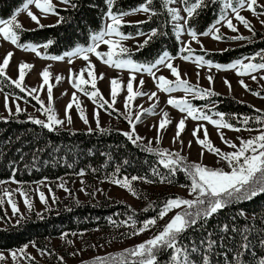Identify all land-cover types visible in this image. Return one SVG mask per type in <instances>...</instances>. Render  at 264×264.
<instances>
[{
    "label": "snow or ice",
    "instance_id": "obj_1",
    "mask_svg": "<svg viewBox=\"0 0 264 264\" xmlns=\"http://www.w3.org/2000/svg\"><path fill=\"white\" fill-rule=\"evenodd\" d=\"M59 3L68 5L71 8H76L77 4L74 0H59ZM106 10L102 14V20L105 21L99 30H92L88 36V43L81 45L79 43L74 44L69 50L65 51L63 55L47 56L42 55L38 48L43 47L47 49L50 45L54 43L52 40H48L42 45L35 43H22L20 41V34L24 31L22 24L18 22L17 17L21 13H26L30 20L37 24L38 28L32 31L42 29L45 27L40 23V18H47L48 15H58V11L53 4L52 0H23L20 7L15 9L10 18L4 19L0 18V38L6 42H10L12 45L20 48L24 51H30L35 53L37 57L42 59H51L55 61H63L67 58V62L71 64L73 62L72 58L78 57L82 58L87 62V66L79 71V73L74 72L69 69V82L72 86L81 92L89 99L93 101L94 104L98 103V106L103 108L107 105L108 108H112L113 104L116 102V98L119 95L121 89V81L118 78L110 79V96L111 103L104 100L102 94L96 86V73L95 65L92 64L89 59V55H94L103 64L113 67L117 70H126L129 73V78L126 84L127 96L125 97V109H127V114L125 119L128 120L130 125V130L122 133L123 136L127 138L132 145L141 147L140 142L144 139L139 134L136 133V123L141 120V116L144 113L154 114L156 105L153 104L152 107L144 109L143 112H137L133 120L131 114V101H133L138 96L148 95L147 93L141 91L145 85L143 79L139 80V86L134 90V81H136V74L147 73L153 78L155 87L162 93L171 94L177 91H182L185 94H191L193 99L206 100L210 97L219 95L211 87L203 88L199 85V72H197V84H191L189 80L181 77L180 70L177 66L172 63L174 57L170 55L167 50L162 51L158 54L154 61L147 63H138L131 58V52L128 48L124 47L122 41L133 39L135 36L147 35V39L143 43L137 45V51L143 50L150 41L164 33L159 32L157 29L153 28L148 33H144L139 29L135 34L127 33L122 31L125 25L124 17L134 15L136 13L147 14L148 19L143 21L128 22L130 26H138L140 24L148 23L153 17L157 16L159 13L153 7L155 0H142V2L135 7L128 10H120L117 8L119 0H103ZM220 3L222 7L218 18L203 32H198L192 24L193 21L201 14V11L208 8L210 5ZM178 4L180 7H171L170 5ZM30 6H34L40 13L41 17H38L32 11H30ZM95 7L96 5H92ZM160 7L166 9L168 16H170L172 21L176 23L173 26L174 32L177 35V40L179 41L180 35L184 32L187 33L191 40L196 41L198 44L200 41L197 39L198 35L201 36H211L213 40H246L248 37L237 34L231 37H224L220 33V29L216 25L224 23L229 30L234 33H238V28L233 23V18L243 25L245 29L255 35V30L251 22L241 14V9L248 10L254 17L259 18V16L264 15V5L259 3V0H160ZM67 10V9H65ZM228 10L233 14L232 18H229ZM183 11L184 15H181ZM64 22V18L60 17L57 23ZM264 25V20L260 21ZM54 25H49L48 27H53ZM106 45L107 51H98L100 45ZM230 49H223L222 52H227ZM201 51L206 52L207 50L201 45ZM180 53H187L182 55L181 58L185 62H192L197 68L202 66H207L209 69L215 68L217 70H236L237 76H249L253 81H258V79L264 80V75L259 78L254 75L257 72H264V49L260 50L249 57H244L242 59H236L227 64H213L211 60H206L204 55H193V49L188 42L181 41V47L179 49ZM13 57L12 52H8L2 58L0 62V78L8 79L11 84H13L21 93H26L32 96L34 100L40 105V109L46 116V121L33 118L29 116V121L34 125H38L49 132L56 130L57 126H62L64 121L57 118L55 111L52 107L53 104V86L50 83L51 73L49 67H45L39 76L42 79V83L39 88H27L24 85V79L30 70L34 68V65L21 62L18 64V77L15 80H11L7 77L6 70L10 67V61ZM259 58L260 62H254ZM244 60L248 62L245 63ZM164 66L174 77V80H170L163 75L156 76V71L159 70V66ZM87 72V79L84 77V73ZM186 75V74H185ZM209 85L214 83L213 77L211 75L206 77ZM56 81L59 82L62 77L56 76ZM99 79H104V74H99ZM240 85L245 89V91H251L249 86L243 81H238ZM223 83L231 91V83L225 78ZM91 84L92 91L87 90L84 85ZM44 86H47L48 103L47 106L40 99L39 96L34 95L38 91L42 90ZM63 95V94H62ZM253 96H260L259 92L252 91ZM157 96L156 92H151L148 95V99L151 100ZM167 104L177 109L180 113L184 115L179 122L176 124V132L173 138L175 142L181 136V133L186 130V120L191 118L194 121H204L207 124L212 125L218 130V135L220 136L222 142H224L228 147L234 149L232 152L225 153L220 149L216 148L210 141V134L208 129L203 123H198L197 127L193 130L192 136L196 138L197 144H199L203 149L218 156L221 161L226 162L228 171L221 168H212L201 163H185V158L180 156L179 153L169 152L167 149H154L152 148L151 141L148 142V146L142 148L143 151L149 153H155L159 156L157 161L158 165L162 166L164 169L168 170L169 175H175L176 171H183L186 176L190 179V191L189 195H193V199H182V198H169L164 202L163 207L158 213L159 218H164L166 214L174 209L180 208L182 205L185 206L182 212H178L171 220L155 234L152 238L136 245L132 249H125L121 253L110 254L106 257H96L91 264H159L157 259L158 255L163 256L166 252H169V264H219L218 260H214L213 257L216 255V248L224 241L225 236L221 235L218 239L213 238L214 233L208 231L206 236H204L199 244L191 243L190 246H185L182 243L183 235L193 228L203 230L207 224L209 218L214 217L218 212L225 210L227 207L239 203L241 201L250 202L253 198H256L264 194V110L257 109L256 111L260 113L255 117H240V123L244 125L243 130L251 131L252 129L247 126L254 119L257 123L261 124L262 127L259 129L258 134L250 137L247 140L242 138L239 139V146L225 139L220 129H229L232 131H241V128L235 127L234 124L228 122L226 119V114L215 111V104L212 103L211 107L194 106L187 98H176L171 95L168 96ZM75 105L76 111L79 113L80 119L87 124L88 119L84 113L79 99L76 93H73L72 101L65 108V116L67 122L72 123L69 111ZM5 108H8V97L5 96ZM207 109V110H205ZM23 110L16 106L15 114L19 115ZM11 112V109H9ZM235 115V114H233ZM94 117L96 118L97 128L100 129L99 124V114L94 112ZM215 117V118H214ZM171 123L168 118V113L163 112L162 118L159 121V127L157 128L156 142L159 143L160 131L165 130L167 126ZM102 132L104 129H100ZM203 130L204 136L200 138L197 133ZM91 132L92 129L90 128ZM182 142V141H181ZM191 146V141H189V147ZM204 153L201 152L202 156ZM124 164H128V160L123 161ZM119 166L116 172H119ZM153 175L159 176L160 173L155 167L152 169ZM83 170L79 175H83ZM115 176V173L113 174ZM166 177H161V182H164ZM143 180L147 183H151L146 177L141 176H131L124 177L123 179L114 178L110 182L118 185L121 188L126 189L132 195H138L133 187L132 181ZM63 187V184H61ZM67 191V189H65ZM5 195L9 197V203L12 204L13 214L17 212L16 205L11 200V194L5 192ZM24 197V203L29 208L31 203L27 197V194L23 191L20 193ZM39 198L42 203H45V195L43 192L39 193ZM239 216L244 217L245 213L241 210L238 213ZM236 217H232L235 221ZM156 224V218L148 219L144 221L143 226L139 228L134 235L140 234V232L146 231L149 227ZM220 233H233L234 236H228V239H232L236 247L233 250V254L229 259L228 254L221 252L227 261V264H264V231H262L257 237L255 245L253 244V232L255 231L250 224H245L243 226H236L235 223L223 224L219 228ZM67 235V234H64ZM238 236L237 241L235 237ZM69 243H71L69 241ZM33 246H35L33 244ZM27 245L20 248L18 251L24 253ZM259 248L260 251L257 253L256 249ZM78 253H73V255ZM16 252H12L11 256L13 261L16 260ZM249 256L251 257L249 259ZM125 257L136 258L133 261H126ZM31 260V257H25ZM4 257L0 254V260ZM63 262V257H60Z\"/></svg>",
    "mask_w": 264,
    "mask_h": 264
},
{
    "label": "trees",
    "instance_id": "obj_2",
    "mask_svg": "<svg viewBox=\"0 0 264 264\" xmlns=\"http://www.w3.org/2000/svg\"><path fill=\"white\" fill-rule=\"evenodd\" d=\"M74 2L77 4L76 8L68 5L56 7L59 19L63 17L64 22L49 24L54 25L53 27L44 25L45 27L35 31L32 30L37 29L38 26L23 28L20 41L38 45L48 40L54 41L52 45L44 49L48 56L63 55L76 43L86 46L90 31L99 30L105 23L102 20V14L106 7L103 0H74ZM141 2L142 0H119L117 8L128 10ZM22 3L23 0H0V18H10L13 11ZM153 7L159 14L148 23L138 26L125 23L122 28L125 34H135L138 29L148 33L153 28L164 33L154 37L143 50L137 51L136 48L130 51L131 58L138 63L154 61L164 50L173 57L184 54L179 52L180 43L173 29L175 23L168 16L166 9L160 7V0H155ZM221 7L222 4L217 3L203 9L193 21L192 26L198 32H203L218 18ZM147 19L148 16L144 20ZM147 38L146 35L145 39ZM227 49L230 50L202 52L201 49H193V54L204 55L206 60L219 64H227L236 59L252 56L264 49V29L255 30V35L249 37L246 42ZM256 62H260L259 58ZM0 90L37 104L31 96L21 93L8 79L0 78ZM189 101L196 107H211L214 102L215 111L225 113L228 122L238 128H244V125L240 123V117L251 118L260 114L251 104L221 93L206 100L190 98ZM103 108L116 115L113 108H108L107 105ZM29 116L24 112L19 115H0V182L13 180L28 186L41 180L52 182L64 177L73 178L83 170L90 198L81 201L71 195L62 201L58 200L54 208L43 213L30 209L27 216L15 223L9 222L6 213L0 207V217L6 221V226H0V250L19 249L27 244H34L36 249L48 255L50 261L47 264H67L66 256L58 251L51 239L63 237V239L71 240L74 234L89 232H97L106 242L127 239L143 226L144 221L158 216L164 202L170 196L172 197L168 189L177 186L190 188V179L183 171H176L175 175H169L168 170L158 165L159 156L143 151L142 148L146 145L141 143V147L132 145L122 135L124 131L117 126L103 128L105 130L103 132L100 129H92L90 132L89 129L57 126L55 131L49 132L31 123ZM261 126L253 119L247 127ZM124 160H128V164H124ZM118 166L120 171L116 172ZM153 167L160 173L159 176L153 175ZM134 175L146 177L152 181L151 183L143 180L132 181L138 194L133 196L143 204L139 208L106 195L96 199L91 193L94 180L111 181L114 178L123 179L124 177L130 179ZM161 177H166L164 182H161ZM149 186L162 189L151 190ZM241 210L245 213L244 217L238 215ZM234 216L235 221L232 220ZM233 223L238 227L250 224L255 230L252 234L255 245L256 237L264 231V194L253 198L250 202L241 201L218 212L214 217L209 218L203 230L196 228L188 230L182 237V243L185 246H190L191 243L199 244L208 231H212L213 238L216 239L224 235L225 239L216 248L213 259L218 260L219 264H227L225 257L220 253L225 252L229 259L231 258L236 244L227 237L235 234L220 233L219 228L223 224ZM235 239L238 241L239 237L236 236ZM170 251L163 256L158 255L159 264H169ZM256 251L259 253L260 249L257 248ZM121 252L123 251L116 253ZM60 257H63V262ZM94 259L81 260L75 264H91ZM135 259L125 257V260L129 262ZM29 262L46 264L33 259ZM0 264L5 263L0 260Z\"/></svg>",
    "mask_w": 264,
    "mask_h": 264
},
{
    "label": "rangeland",
    "instance_id": "obj_3",
    "mask_svg": "<svg viewBox=\"0 0 264 264\" xmlns=\"http://www.w3.org/2000/svg\"><path fill=\"white\" fill-rule=\"evenodd\" d=\"M55 7H64L66 5L59 3V0H52ZM259 3L264 5V0H259ZM171 7H180L178 4L170 5ZM30 11L36 14L38 17H41V13L34 7L30 6ZM241 14L244 15L252 24L254 30L264 29V25L260 21L264 20V15L259 16V18L254 17L248 10L241 9ZM181 15H184L181 11ZM229 18L233 17V14L228 10ZM147 18V14L136 13L124 17L125 23L142 21ZM17 20L22 24L23 28H34L37 26L36 23L32 22L26 13H21L18 15ZM59 20V15H48L47 18H40V23L42 25L54 24ZM176 23L175 21H173ZM234 25L238 28V33H234L229 30L224 23L222 22L219 25H216L220 29V33L224 37H231L237 34L243 35L244 37H251L253 34L247 29L240 25L238 21L233 18ZM146 35L135 36L133 39H128L122 41L124 47L128 48L130 51L137 48L138 44L143 43ZM197 39L200 41L198 44L196 41L191 40V37L187 35L186 32L180 35L179 43L181 47V41L188 42L192 49H201V45L207 51H221L223 49L231 48L241 43L246 42V40H213L211 36H201L198 35ZM107 46L101 44L98 48V51H107ZM38 51L42 55H46L44 48H38ZM12 52L13 57L10 61V67L6 70L7 77L11 80H15L18 77V64L21 62H26L34 65V68L27 72L24 85L27 88H39L42 83V79L39 76V73L45 68L49 67L51 73L50 83L53 86V104L52 107L55 111V114L58 119L64 121L62 127L71 128V129H98L96 118L94 117V112L99 114V124L100 129L108 128L110 126H117L122 131H129L130 125L128 120L125 119L127 114V109H125V97L127 96L126 84L129 78V73L126 70H117L113 67H109L103 64L98 60L94 55H89V59L92 64L95 65V73L97 76L96 86L102 94L104 100L108 103H111L110 96V79L118 78L121 81V89L119 95L116 98L115 104H113V109L116 111V115L111 114L104 108L98 106V103L94 104L91 99L77 91L72 86V83L69 82V69H72L74 72L79 73V71L87 66V62L82 58L74 57L72 58L73 62L69 64L67 58L63 61H55L51 59H42L37 57L35 53L30 51H24L20 48L12 45L10 42L4 41L0 38V62L6 53ZM184 53L182 55H186ZM174 57L172 63L174 66H177L180 70L181 77L189 80L191 84H197V72H199V85L203 88L211 87L215 92L231 95L234 98L247 102L254 106L257 109L264 110V80L258 79V81H253L249 76H237L236 70H217L215 68L209 69L207 66H202L197 68L192 62H185L181 56ZM194 55V54H193ZM48 56V55H47ZM195 56V55H194ZM247 63V60H244ZM256 62V61H254ZM216 64V63H213ZM156 71V76L163 75L170 80L175 78L171 76V73L164 66H159V70ZM104 74V79H99V74ZM186 74V75H185ZM211 75L213 77L214 83L209 85L207 76ZM258 78L261 75H264V72L254 73ZM60 76L62 79L57 82L55 77ZM137 79L134 81V90L139 86V80L143 79L146 83L141 91L147 93L148 95L151 92H156L157 96L151 100L148 99V95L138 96L133 101H131V114L133 120L137 112H143L144 109L152 107L153 104L156 105L154 114L144 113L141 116V120L136 123V133L139 134L144 139L140 142L143 145L148 146V142L151 141V147L156 149H167L172 153H179L180 156L185 158L187 163H201L202 165L212 167V168H221L225 171H228L226 162L221 161L218 156L213 155L212 153L203 149L196 142V138L192 136L193 130L197 127L198 123H203L208 129L210 134V141L212 144L220 149L221 151L228 153L234 151V149L228 147L224 142H222L220 136L218 135V130L207 122L204 121H194L191 118L186 120V130L181 133L179 139L175 142L173 138L176 132V124L179 120L186 114L180 113L177 109H174L167 104L168 96L171 95L176 98H187L188 100L192 98L191 94H185L182 91H177L171 94H165L160 92L156 87L152 77L147 73L136 74ZM85 79H87V72L84 73ZM227 79L232 86L230 91L228 87L223 83L224 79ZM243 80L251 89V91H245V89L238 82ZM87 90L92 91L91 84L84 85ZM252 91L259 92L260 96H253ZM76 93L77 98L79 99L81 106L84 110V113L88 119V123L85 124L79 116V113L76 111L75 105L69 111L71 116L72 123L67 122L65 116V108L72 101L73 93ZM63 94V95H62ZM34 95L39 96L40 99L47 106L48 95H47V86ZM5 96L8 97V108H5ZM32 97V96H31ZM35 103L36 100H34ZM38 104V103H37ZM35 105L32 102H29L25 99L19 98L17 96L10 95L0 90V115L8 116L15 114L16 106L23 110L22 112L34 117L36 119L46 121V116L43 114L40 109V105ZM11 109V112H9ZM163 112L168 113V118L171 123L167 126L165 130L160 131L159 143L156 142L157 128L159 127V121L162 118ZM215 118V117H214ZM262 127V126H261ZM261 127L250 128L251 131L243 130L241 131H232L229 129H220L219 131L223 133L225 139L228 141L237 144L239 146V139L244 140L249 139L258 134V131ZM200 138H203L204 132L201 130L197 133ZM182 141V142H181ZM189 141H191V146L189 147ZM204 154L201 156L200 153ZM85 176L77 175L73 178L64 177L62 179H57L52 182L47 180H41L39 182L31 183L28 186L17 183L13 180H7L0 182V207L4 210L7 215V218L10 223H15L21 218L29 214L30 209L35 210L38 213H43L52 209L56 206L58 200H63L69 198L71 195L77 197V199L84 201L90 198L88 196L87 186L85 184ZM63 184V187H61ZM149 188L161 190L160 188ZM67 189V191L65 190ZM92 195L96 199L101 198L102 196H108L116 200L126 202L134 207L143 205L138 199H136L130 192L126 189L119 187L118 185L110 181H100L94 180L92 182ZM21 191L27 194V197L31 203V207L25 205L24 197L20 195ZM190 188L177 186L172 189H168V193L172 194L170 198H182V199H193V195H189ZM5 192L11 194V200L16 205L17 212L13 214L12 204L9 203V197L5 195ZM43 192L45 195V203H42L39 198V193ZM169 199V198H168ZM185 206L180 208H174L170 210L164 218H159L156 216V224L149 227L146 231L140 232L138 235H133L127 239H120L116 242H106L102 237L96 232L74 234L71 240L63 239V237L51 239L52 244L58 248V251L66 256L65 262L67 264H75L78 261L91 259L101 256H106L110 253H116L124 251L125 249H132L136 245L152 238L157 234L163 227L175 216L178 212H181ZM0 226H6V221L0 217ZM97 234V236H96ZM69 241L71 243H69ZM24 247V246H23ZM22 248V247H21ZM20 249V248H19ZM19 249H10V250H0V254L3 255L4 259L1 260L5 264H31L29 259L25 257H31L33 260H36L40 263H48L50 261L48 255L36 249L32 244H27L25 252L22 254ZM16 252V260L13 261L11 253ZM73 253H78L73 255Z\"/></svg>",
    "mask_w": 264,
    "mask_h": 264
}]
</instances>
